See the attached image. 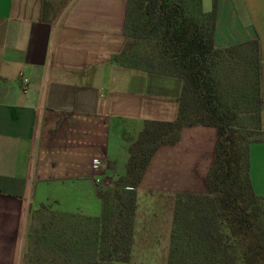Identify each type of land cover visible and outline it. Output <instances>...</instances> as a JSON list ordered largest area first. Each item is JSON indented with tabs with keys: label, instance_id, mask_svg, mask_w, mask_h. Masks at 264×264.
<instances>
[{
	"label": "crops",
	"instance_id": "obj_1",
	"mask_svg": "<svg viewBox=\"0 0 264 264\" xmlns=\"http://www.w3.org/2000/svg\"><path fill=\"white\" fill-rule=\"evenodd\" d=\"M44 3L0 0V264L24 263L31 208L100 217L101 189L125 174L144 123L178 117L179 80L111 62L127 44V0H72L52 22ZM203 7L212 11L213 0ZM256 39L264 100V0H218L216 45ZM216 143L215 128L186 127L155 154L137 190L133 264L168 263L175 197L208 193ZM250 156L264 198V142Z\"/></svg>",
	"mask_w": 264,
	"mask_h": 264
},
{
	"label": "trees",
	"instance_id": "obj_2",
	"mask_svg": "<svg viewBox=\"0 0 264 264\" xmlns=\"http://www.w3.org/2000/svg\"><path fill=\"white\" fill-rule=\"evenodd\" d=\"M71 2L45 0L44 20H57ZM217 5L206 12L203 0H127V44L111 62L179 80L178 117L144 123L126 173L101 189L100 217L31 208L23 264H133L137 190L158 150L196 126L217 130L208 193L176 195L167 264H264V198L250 156L264 142L261 46L218 47Z\"/></svg>",
	"mask_w": 264,
	"mask_h": 264
},
{
	"label": "built area",
	"instance_id": "obj_3",
	"mask_svg": "<svg viewBox=\"0 0 264 264\" xmlns=\"http://www.w3.org/2000/svg\"><path fill=\"white\" fill-rule=\"evenodd\" d=\"M26 84H28V81L25 80V79L23 78V76H22V79H21V85L24 86V85H26ZM101 164H102V162H101L100 160L95 159L94 162H93V167H94L95 169H98L99 166H100ZM96 183H97V184H100L101 181H100V180H96Z\"/></svg>",
	"mask_w": 264,
	"mask_h": 264
},
{
	"label": "rangeland",
	"instance_id": "obj_4",
	"mask_svg": "<svg viewBox=\"0 0 264 264\" xmlns=\"http://www.w3.org/2000/svg\"><path fill=\"white\" fill-rule=\"evenodd\" d=\"M125 146H126V145H125ZM115 147L119 149V147H117V145H116ZM120 147H121V146H120ZM120 149H121V148H120ZM127 157L129 158V154H128V152L125 153L124 159L127 158ZM120 167H121V166H120ZM119 169H122V168H119ZM125 173H126V172H125ZM97 217H98V216H97Z\"/></svg>",
	"mask_w": 264,
	"mask_h": 264
}]
</instances>
